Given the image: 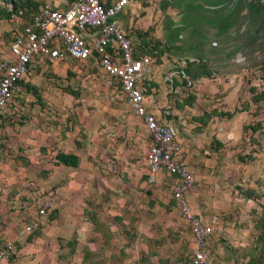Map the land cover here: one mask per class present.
Masks as SVG:
<instances>
[{"label": "rangeland", "instance_id": "374dc122", "mask_svg": "<svg viewBox=\"0 0 264 264\" xmlns=\"http://www.w3.org/2000/svg\"><path fill=\"white\" fill-rule=\"evenodd\" d=\"M71 67L75 72L62 64L31 71L19 85L12 106H37L40 127L61 128L73 135L80 123L72 109L84 105L91 119L101 118L105 142L76 150L82 164L76 175L79 180L73 184L76 193L70 194L75 200L74 222L69 227L64 218L52 222L55 207L23 238L25 251L16 253L13 244V252L2 263L187 264L194 247L190 228L171 198V177L161 173L149 180L144 158L151 146L143 122L116 91L115 80L97 68L77 63ZM17 115L19 120L20 109ZM256 121L224 152L218 173L206 175L200 170L194 176L195 189L189 196L192 210L201 209L198 215L204 219H218V231L208 244L210 264H264V124L257 129ZM74 135L82 143L84 133ZM57 150L33 154L39 169L35 208L48 196L56 198L57 189L68 182L65 173L54 188L46 190L51 173L58 170L51 165ZM33 170L25 172L34 176Z\"/></svg>", "mask_w": 264, "mask_h": 264}, {"label": "crops", "instance_id": "0c3cea01", "mask_svg": "<svg viewBox=\"0 0 264 264\" xmlns=\"http://www.w3.org/2000/svg\"><path fill=\"white\" fill-rule=\"evenodd\" d=\"M15 1L18 6L23 4L24 15L20 21L0 20V55L9 56L13 34L39 8L48 5L65 9L74 0ZM113 1L102 3L109 6ZM9 2L0 0V14L11 9ZM118 21L135 55L152 59L144 81L146 110L158 121L174 126L175 138L183 149L182 161L193 177L199 176L200 170L215 175L222 167L219 163L224 152L237 143L243 130L255 124L254 119L260 128L264 124V0H133ZM76 63L43 61L33 71L62 64L75 72L71 64ZM78 64L103 73L94 59ZM84 108L80 105L72 109L80 123L74 134L84 133L82 143L73 132L40 127L37 106L11 105L0 115V244L4 240L12 242L18 254L26 248L22 247L25 239L17 238L16 231L36 215L39 169L33 164V154L38 151L58 149L51 157V165L58 170L51 173L46 190L54 188L65 173L68 177V182L57 189L52 209L56 210L49 212L51 221L57 223L64 218L67 226L74 222L75 200L70 194L76 193L73 184L79 180L76 175L82 164L76 150L105 142L101 118L91 119ZM19 109L21 120H17ZM149 144L152 146L151 140ZM59 153L77 156L78 166L55 165ZM33 167L34 176L26 174ZM23 197L29 199L24 201ZM194 212L203 211L197 208Z\"/></svg>", "mask_w": 264, "mask_h": 264}, {"label": "built area", "instance_id": "2783aa9c", "mask_svg": "<svg viewBox=\"0 0 264 264\" xmlns=\"http://www.w3.org/2000/svg\"><path fill=\"white\" fill-rule=\"evenodd\" d=\"M133 0H114L105 6L102 0H74L65 9L48 5L39 8L17 30L9 45V56L0 55V115L12 104L25 80L43 61L85 63L94 59L103 73L116 82V91L125 98L133 114L141 119L152 146L145 154L149 180L161 173L171 177V198L190 228L194 247L187 264H210L208 244L218 228L217 217L204 219L194 213L189 196L195 189L194 177L182 161L183 149L175 139L173 126L158 121L144 104V81L152 59L136 56L131 40L121 27L118 16ZM23 12H12L10 20L20 21ZM53 196L45 198L36 215L20 230L17 238L33 233L53 209ZM13 252V243L0 244V264Z\"/></svg>", "mask_w": 264, "mask_h": 264}, {"label": "trees", "instance_id": "16d2710c", "mask_svg": "<svg viewBox=\"0 0 264 264\" xmlns=\"http://www.w3.org/2000/svg\"><path fill=\"white\" fill-rule=\"evenodd\" d=\"M6 1H8V0H6ZM9 1L10 2L8 4L11 6V9L8 12L3 11L0 14V20L4 19V18H9L10 14L12 12H17L18 10H21L23 12V15H24V11L22 10L23 4H20V6H18L15 0H9ZM18 8H20V9H18ZM47 62H50V61H47ZM50 63H52V62H50ZM22 82L24 83V81H21L19 83V85ZM21 119H22V117L19 118V120H21ZM249 128L251 131L255 132L257 129H260V125L257 126V129L253 128V127H249ZM55 159H56V161L54 162L55 165H64V166H69V167H77L78 162H79L78 157L73 155V154L59 153L55 156Z\"/></svg>", "mask_w": 264, "mask_h": 264}]
</instances>
